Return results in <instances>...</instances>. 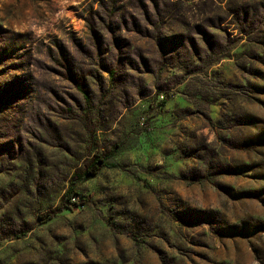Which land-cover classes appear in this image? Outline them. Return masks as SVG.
Returning <instances> with one entry per match:
<instances>
[{"label": "rangeland", "instance_id": "obj_1", "mask_svg": "<svg viewBox=\"0 0 264 264\" xmlns=\"http://www.w3.org/2000/svg\"><path fill=\"white\" fill-rule=\"evenodd\" d=\"M0 264H264V0H0Z\"/></svg>", "mask_w": 264, "mask_h": 264}, {"label": "trees", "instance_id": "obj_2", "mask_svg": "<svg viewBox=\"0 0 264 264\" xmlns=\"http://www.w3.org/2000/svg\"><path fill=\"white\" fill-rule=\"evenodd\" d=\"M82 92L89 95L88 92L82 89ZM124 148L123 143H117L115 147L109 152L98 151L93 156L92 160L85 166V168L76 171L70 181V185L62 197L61 204L51 213L46 215L45 221L53 218V213H57L64 209L77 207L81 204L80 200L82 193L77 189L76 185L79 182H84L89 178L98 174V172L105 168H118L121 166L120 162L114 157Z\"/></svg>", "mask_w": 264, "mask_h": 264}]
</instances>
